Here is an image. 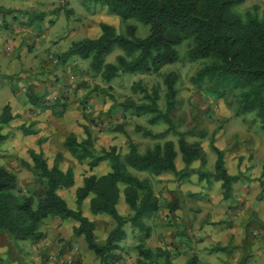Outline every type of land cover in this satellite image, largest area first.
Returning a JSON list of instances; mask_svg holds the SVG:
<instances>
[{"label":"trees","instance_id":"obj_1","mask_svg":"<svg viewBox=\"0 0 264 264\" xmlns=\"http://www.w3.org/2000/svg\"><path fill=\"white\" fill-rule=\"evenodd\" d=\"M246 1L81 0L82 7L89 14L112 15L124 23L135 20L148 27L149 33L144 38H138L136 26L126 24L125 33L118 34L113 26L100 23L98 36L72 42L56 58L61 66H66L75 58L89 61V69L104 82L110 83L125 74L159 75L165 66L180 62L177 48L186 43L185 58L190 62H203L202 67L190 78L191 84L202 88L215 99L225 101L230 107L233 103L235 117L254 113L260 127L264 129V12L259 14L256 6L243 13L238 12L237 7ZM60 11L67 18L73 14L66 2L53 13L56 16ZM0 12L9 14L14 10L0 7ZM38 19L43 20L44 14L39 15ZM115 49L122 54L115 57L114 63H107L106 57ZM26 72L32 77L31 70ZM24 79L23 72L12 75L13 93L18 89L16 82ZM177 79L175 73L163 75L164 111L158 104L160 96L157 88L148 91L140 82L133 84L132 90L139 89L143 100L139 104L131 100L119 104L123 118L127 115L135 118L148 115L150 125L160 121L167 125V129L160 134L136 127L145 137L161 139L174 131L170 114L177 104ZM93 91L106 94L99 86H94ZM25 96L28 104L40 108L39 101L42 98L31 86L25 90ZM55 105L59 111H55L54 115L63 116L66 104L57 101ZM18 117L13 115L8 103L4 105L0 114V145L8 138V134L2 132L4 127ZM83 130L84 139L78 141L74 133H69L64 140V147L79 164L87 165L90 170L105 164L108 172L83 178L82 185L74 195L76 209L70 208L59 193L75 184L72 168L62 170L58 166L61 154L58 153L54 164L49 166L43 152L28 151L30 162H26L25 166L32 176L33 191L21 189L17 175L0 164V239H5L13 246L19 241L39 242L45 237L42 225L46 219L71 221L76 223L72 227V235L75 238L82 237L87 249L102 264L107 259H115V252L126 238L125 226L129 224L144 236L135 247L138 264H152L161 255L164 264H170L166 250H151L144 245L150 230L146 222L156 215L160 204L151 180L148 177L140 179L135 173L154 178L172 173L175 178L181 179L195 174L199 181L205 180L207 187L219 182L223 200L234 199L233 186L239 176L229 174L225 151L214 144L216 131H213L209 142L216 159L213 170L206 173L200 168H191L194 162L203 164V152L200 143H189L184 132H175L177 143L166 139L154 143L143 152H139L135 142L129 140L128 150L122 155L116 146L96 153L91 133L85 126ZM20 131L24 136L36 133L32 126H21ZM112 131L125 134L122 126L113 127ZM178 154L184 164L182 170H177L175 166ZM85 200L89 201L92 215H105L111 219L113 228L103 243L96 239V223L82 213ZM121 200L127 206L128 214L119 213L117 205ZM177 201L178 198L170 204L172 211L176 209ZM216 249L223 250L219 247ZM186 264H197V257L188 259Z\"/></svg>","mask_w":264,"mask_h":264},{"label":"rangeland","instance_id":"obj_2","mask_svg":"<svg viewBox=\"0 0 264 264\" xmlns=\"http://www.w3.org/2000/svg\"><path fill=\"white\" fill-rule=\"evenodd\" d=\"M32 2L31 6L19 7L21 9H15L9 14L0 12V114L11 97L9 99H12L11 111L19 116L2 131L8 134V138L0 145V164L17 175L21 189L25 191L35 189L31 173L25 166L26 162H30L29 150L43 152L49 166L54 164L55 157L59 153L61 160L58 166L62 170L72 168L75 177L74 186L61 190L59 193L70 208L76 209L74 195L76 189L82 185L83 178L91 174L103 175L108 172L105 164H100L93 170H90L87 165L79 164L64 147V140L69 133H74L78 141L85 138L84 126L91 133L96 153L116 146L122 155L128 150L129 140L135 142L139 152H143L154 143L163 142L166 139L177 143L178 136L175 132H184L187 141L199 142L203 152V164L197 161L191 167L198 170L200 168L206 173L213 170L216 159V155L209 146L212 133L216 131L213 137L216 146V136L223 130V137L219 138L218 144L226 148L227 170L236 173L239 178L252 171L249 174V177L253 176L252 183H248L249 192L243 199L255 208H259L262 211L260 215H264V129L260 127L254 113L235 117L232 112L233 103L230 107L225 101L215 99L202 88L191 84L190 78L202 67L203 62H190L185 58L186 43L177 48L180 62L165 66L159 75L125 74L106 83L89 69V61L75 58L66 66L58 63L57 55L70 46V42L67 41L68 36L72 32L83 35V38L75 37L74 41L94 38L100 34V23L113 26L118 34L125 33L126 24L135 25L138 38L146 37L149 28L135 20L124 23L112 15L89 14L82 7L81 0H32ZM64 2L73 11L69 18L63 11L56 16L53 13ZM20 3L21 1H17V4ZM253 6L258 7L259 14L264 12V0H247L237 7V11L243 13ZM41 14H44L43 20L38 19ZM46 34H49L55 43L48 45L44 41L40 42V38ZM45 54L48 56L46 57ZM119 54L122 52L115 49L106 57V62L114 63L115 57ZM28 70L33 72L32 77L28 76L26 72ZM21 72L24 73L25 79L16 82L18 89L13 93L11 77ZM168 73H175L178 76L177 104L170 114L175 130L161 139L145 137L136 130V127L151 130L153 134H160L167 129V125L162 121L150 125L148 115L139 118L127 115L123 118L119 104L127 100L139 104L143 100L139 89L132 90L133 84L140 82L141 86L148 91L157 88L160 96L158 104L164 111L163 75ZM83 83L85 85H81ZM28 86L41 96L40 108H34L26 102L25 90ZM94 86H99L106 91V94L94 92ZM57 101L60 104H66V110L61 117L54 115L55 111H59V107H54ZM231 119L233 121L229 123ZM21 126H32L36 133L24 136L20 131ZM116 126H122L125 134L113 132L112 128ZM246 133L249 135L247 138ZM245 159L246 166L251 168L241 173L239 167ZM180 164L178 163V168L184 166L181 160ZM135 175L140 179L148 177L155 189L162 184L168 187L170 184L178 183L187 192L195 190L196 187L193 184L198 182L195 174L182 179L170 174L159 181L144 173H135ZM167 195L160 194V200L162 201ZM117 208L123 215L128 209L122 200ZM82 213L88 219L94 218L96 239L99 243H103L113 228L111 219L105 215H92L88 200L82 204ZM164 216L161 212L158 215L159 221L164 220ZM149 222L147 220V224ZM72 227L71 221L46 219L42 225L45 237L41 241L17 242L22 243V246H11L9 243L6 244L7 251L6 248L1 247L3 240L0 239V264H74L73 262L83 264L80 257H84L88 249L83 238H80V242L77 241L78 239L74 242L73 239H69L72 236ZM162 228L166 234L173 229L172 225H163ZM178 229L177 227L176 230ZM252 230L253 232H250ZM125 231L127 233L130 231L128 225L125 226ZM241 232H244V236L242 235L239 240H235L234 236L232 239V242L240 241L241 245V250L237 251L233 264H264V221L256 222L255 219L254 223L248 220ZM134 241L135 245L139 240L136 238ZM132 247L134 249L135 246L131 245L129 248ZM234 248L230 246L227 249L233 251ZM130 252L116 251L115 259H107L102 264H138L137 254ZM90 253L95 256L92 252ZM86 259L84 257L85 264H95L98 260L97 258L95 260L89 258V261ZM152 264H164L163 256L156 257Z\"/></svg>","mask_w":264,"mask_h":264},{"label":"crops","instance_id":"obj_3","mask_svg":"<svg viewBox=\"0 0 264 264\" xmlns=\"http://www.w3.org/2000/svg\"><path fill=\"white\" fill-rule=\"evenodd\" d=\"M17 1H21V3L17 4ZM31 3H33L32 0H0V7L8 10H15L21 9L19 7L31 6ZM78 34L72 32L68 36L67 41L70 42L69 44L74 42L73 39L77 36H79L78 38H83V35L81 36ZM49 36V34L43 35L39 41H44L48 45L55 43V40H52ZM63 52H65V50ZM45 56L47 57L48 55L45 54ZM8 100L7 103L11 107L12 99ZM232 121V119L229 120V123ZM221 136L223 137V130L218 136H216V147L225 151L226 148H222L218 144V140ZM245 137L247 138L249 135L246 133ZM180 160L181 158L178 154L175 159V166L177 170H182L184 168V166L178 168ZM225 163L227 165L226 156ZM246 163L247 161L245 159L242 166L239 167V172L245 173L247 169L251 168V166H246ZM228 172L231 175H236V173H232L230 171ZM251 173L252 171L246 173L244 176H240L238 182L234 184V199L232 200H223L219 182H213L210 187H207L205 180L199 181L197 175L196 181L198 182L193 184L196 187L195 190L186 192L178 183L175 185L170 184V186H168L170 188L166 187L164 184L156 189L153 186L154 193L159 198L160 209L152 219L148 220L150 221L148 224L146 222V225L149 226L150 230L149 233H147L149 235L145 239V247L151 250L157 248L166 250L165 252H168L170 258V264H186L187 260L194 256L197 257V264L235 263V255L241 250V245L240 241L232 242L233 236L235 240H239L242 235L244 236V232L241 231L248 220L254 223L255 219L256 222L264 221V215H260L262 211L259 208L252 206L251 203L245 202L243 199V197L247 196V193L249 192L248 183H252L253 176L249 177V174ZM170 174L172 175V173H164L155 179L159 181L164 176ZM172 185L174 187L173 189L171 188ZM160 194H168V197H164L161 201L159 196ZM176 198H178L177 205L175 207L176 209H173L172 211L170 209V204L175 202ZM161 212H163L165 216L163 218L164 220L159 221L158 215ZM128 213V209H126L125 214ZM89 220L95 221L94 218ZM72 225L76 226V223L72 222ZM163 225H172V232H167L166 234L162 228ZM128 226L130 231L128 233L125 231L126 238L120 243V248L117 251H131L130 253L137 254L135 247L138 242L134 245L133 241H136V238L140 240L144 236L138 229L132 228L129 224ZM177 227L179 228L178 230H176ZM250 232H253V230ZM70 238L73 239V242L76 241V239L80 242V238L82 237L74 238L72 235L69 239ZM166 239L169 241L166 242ZM2 240V243L4 244L1 243V247L6 248L5 250L7 251L8 247L6 244H8V242L5 239ZM152 244H154V246ZM16 245L22 246L23 244L16 243ZM131 245L135 246L134 249L133 247L129 248ZM230 246H233L236 249L234 248L233 251H229L230 249L227 248ZM217 247L222 248L223 250H217ZM226 252L229 253L226 254ZM86 253L87 254L84 255V257L87 258L88 261L89 258L91 260L96 259V257L93 256L89 250ZM84 257H80L83 260V264L86 263ZM73 263L75 264V262ZM98 263V260L97 262L95 261V264Z\"/></svg>","mask_w":264,"mask_h":264}]
</instances>
